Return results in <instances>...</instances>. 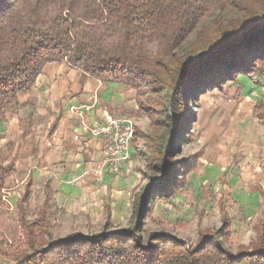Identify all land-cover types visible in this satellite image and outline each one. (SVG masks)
<instances>
[{"label":"trees","instance_id":"obj_1","mask_svg":"<svg viewBox=\"0 0 264 264\" xmlns=\"http://www.w3.org/2000/svg\"><path fill=\"white\" fill-rule=\"evenodd\" d=\"M152 43L157 52L149 57ZM54 60L139 95L150 88L139 103L153 125L151 135H142L152 183L141 203L171 198L193 168L174 158L188 122L197 119L186 121L187 106L209 90L264 73V0H0V119ZM6 176L0 170V257L7 264H264V214L254 242L235 253L221 241L227 221L193 248L163 233L143 242V207L128 231H107L106 223L94 235L52 240L49 187L28 220L23 199L15 213L4 201Z\"/></svg>","mask_w":264,"mask_h":264},{"label":"crops","instance_id":"obj_2","mask_svg":"<svg viewBox=\"0 0 264 264\" xmlns=\"http://www.w3.org/2000/svg\"><path fill=\"white\" fill-rule=\"evenodd\" d=\"M222 90L211 93L197 115L204 149L199 164L219 170L217 185L233 222L253 226L264 214V73ZM139 103L137 90L121 82L93 78L66 60L45 63L0 119V170L7 173L3 194L10 210L15 213L22 199L25 210L40 207L48 186L55 229L69 235L71 217L102 213L119 225L140 182L135 148L122 173L110 174L100 169L105 141L88 128L106 117L132 119L137 128Z\"/></svg>","mask_w":264,"mask_h":264},{"label":"rangeland","instance_id":"obj_3","mask_svg":"<svg viewBox=\"0 0 264 264\" xmlns=\"http://www.w3.org/2000/svg\"><path fill=\"white\" fill-rule=\"evenodd\" d=\"M192 41H194V38L191 39ZM145 49L149 57H154L157 52V44H148ZM188 50L189 46L186 45L182 49L181 55ZM222 87H225V85ZM149 89L148 86L140 89V102L145 100ZM223 91L222 89L209 90L200 96L197 101L191 102L186 108V121L192 120L194 118L192 117L193 114L195 119L197 118L202 103L209 102L214 97L211 93L220 92L222 94ZM138 118L136 131L141 135V142L134 145V159L138 163L136 169L140 174V182L133 189L129 211L122 217L119 225H114L106 213H102L101 216L98 215L97 218L91 220L83 217L82 219L71 217L70 234L94 235L102 232L106 223L108 224L107 231H128L135 224L136 217L134 216L137 207H143L146 212L140 222V232L138 234L143 242L147 240L149 234L163 233L193 248L198 244L200 236L207 233L213 235L223 229L224 221L228 222V227L224 229L222 234L225 236L221 238V241L226 249L235 253L240 248L248 247L254 242V227L259 220L256 223L251 222L253 226L248 223L242 224L243 220L241 218L239 221L235 220L233 222V215L230 214L232 212L227 211V197L221 193L217 185L219 170L216 167L213 171L212 164H209L210 166L199 164L204 149L197 140L196 122L193 124L188 122V135L179 139L176 143L174 158L179 161H186L187 164L193 163V168L189 173H183L182 178H180V187L176 190L174 196L161 199L150 197L143 202L144 204L141 203L142 196L151 189L152 183L147 164V145L142 135H151L153 125L145 110L140 109ZM38 208L33 205L26 208L28 220L34 218ZM54 227L56 226H53L52 229V240L67 236V232L57 230ZM5 264L7 263L5 262Z\"/></svg>","mask_w":264,"mask_h":264},{"label":"built area","instance_id":"obj_4","mask_svg":"<svg viewBox=\"0 0 264 264\" xmlns=\"http://www.w3.org/2000/svg\"><path fill=\"white\" fill-rule=\"evenodd\" d=\"M88 132L92 138L105 141L100 169L113 175L122 173L134 145L141 142L135 123L129 118L106 117L103 122L89 127Z\"/></svg>","mask_w":264,"mask_h":264}]
</instances>
